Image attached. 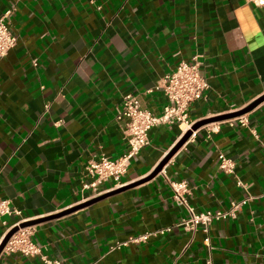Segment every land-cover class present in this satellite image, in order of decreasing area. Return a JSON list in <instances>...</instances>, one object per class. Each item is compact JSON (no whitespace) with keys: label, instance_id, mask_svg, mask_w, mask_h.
<instances>
[{"label":"crops","instance_id":"obj_1","mask_svg":"<svg viewBox=\"0 0 264 264\" xmlns=\"http://www.w3.org/2000/svg\"><path fill=\"white\" fill-rule=\"evenodd\" d=\"M9 9L17 43L0 60V198L33 222L40 255L2 249L0 264H42L43 256L61 264H205L208 256L215 264H264V101L245 113L246 126L230 116L264 96V7L245 0H0V16ZM196 55L209 88L189 119L205 123L172 154L184 128L152 129L122 187L105 182L104 197L84 205L91 201L83 190L88 161L126 151L116 120L122 97L138 95L160 115L158 82ZM218 122L213 131L206 126ZM219 154L234 162L233 174L219 168ZM181 181L198 213L252 198L236 219L213 222L210 252L201 230L179 226L188 212L172 200L170 182ZM5 231L0 224V243Z\"/></svg>","mask_w":264,"mask_h":264},{"label":"built area","instance_id":"obj_2","mask_svg":"<svg viewBox=\"0 0 264 264\" xmlns=\"http://www.w3.org/2000/svg\"><path fill=\"white\" fill-rule=\"evenodd\" d=\"M248 4L255 7L263 8L264 0H245ZM100 10V7L97 8ZM13 10H6L0 16V60L16 45L17 36L11 28ZM209 85L202 72V61L200 56H194L190 62L181 61L175 69L166 74L157 84L156 90L162 92L165 98V104L162 107L160 115H155L141 104L138 95L126 94L122 97L119 108L116 113V120L122 126L123 136L126 140V151L118 158L111 159L105 155H100L97 159L89 160L84 168L86 178L89 179L83 184V190L89 191L87 200H92L104 193L101 186L105 182H111L112 189L122 187L120 180L126 173L131 160L136 157L142 149L150 145L149 132L159 126L177 125L183 134L191 130L196 121L189 119V109L191 106L203 98L204 93L208 90ZM244 108L235 109L232 113H237ZM236 120L240 125H247L246 114L238 115ZM206 126L210 131L219 127L218 123H210ZM194 137V131L191 133ZM219 168L225 174H233L235 164L232 160L223 154L218 155ZM237 186L244 184L236 180ZM172 189V200L187 210V216L182 220L179 226L186 232L194 234L201 230L205 234L204 244L208 252L213 248L210 242V228L213 222L219 220L236 219L243 207L247 205L252 198L247 195L239 201H233L229 207L223 211H205L195 212L189 205L186 195L189 193L188 184L185 181L170 182ZM17 217L12 225L8 226L6 218ZM31 222L30 219L22 217L20 210L11 205L7 199L0 198V224L6 227L5 235L12 229L17 228L6 244L3 251L6 253H20L24 257L33 258L40 255L39 247L33 241L34 226L29 225L20 227L21 224ZM169 229L158 232L146 233L133 239V242H146L151 236L163 234ZM42 264H61L57 259H51L46 256L42 257ZM205 264H215L211 256L205 260Z\"/></svg>","mask_w":264,"mask_h":264},{"label":"water","instance_id":"obj_3","mask_svg":"<svg viewBox=\"0 0 264 264\" xmlns=\"http://www.w3.org/2000/svg\"><path fill=\"white\" fill-rule=\"evenodd\" d=\"M262 101H264V96L258 98L257 100H255L252 104H250L249 106H247L246 108L242 109L241 111L237 112V113H231L230 116L235 117L238 115H242L245 114L246 112L250 111L251 109H253L256 105H258L259 103H261ZM211 121V120H209ZM207 121V122H209ZM213 121V120H212ZM205 122H197L195 123L191 130L187 131L185 134H183L181 140L176 144L175 148H173L171 154L176 151L179 147H181V145L189 139V137L191 136L192 131H195L196 129H198L200 126H202ZM171 154H169L168 156H166V158L157 166V168L154 171V174L158 173L162 166L166 163V161L169 159V157L171 156ZM104 196H98L94 199H92L90 202L85 203L84 205H87L88 203L91 202H95L98 200H101ZM33 222H26L20 225V227H25V226H29L32 225ZM17 231V228L12 229L10 232H8L5 237L2 239L1 243H0V252L2 251L4 245L6 244L7 240L9 239V237L15 233Z\"/></svg>","mask_w":264,"mask_h":264}]
</instances>
